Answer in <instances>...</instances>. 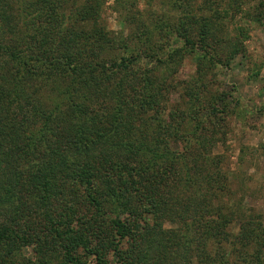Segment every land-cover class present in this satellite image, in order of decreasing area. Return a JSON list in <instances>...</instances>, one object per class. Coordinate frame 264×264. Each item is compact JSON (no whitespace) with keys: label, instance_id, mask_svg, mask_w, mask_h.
Segmentation results:
<instances>
[{"label":"trees","instance_id":"obj_1","mask_svg":"<svg viewBox=\"0 0 264 264\" xmlns=\"http://www.w3.org/2000/svg\"><path fill=\"white\" fill-rule=\"evenodd\" d=\"M172 1L184 12L172 41L129 9L130 46L101 24V0H0V264H209L208 241L229 248L221 200L233 178L212 149L226 145L235 99L213 89L223 61L206 50L222 0H205L211 17ZM252 20L264 25V11ZM187 55L195 74L178 79ZM74 185L84 207H53ZM244 211L238 248L246 259L254 244L264 264L263 217ZM228 262L229 250L218 264Z\"/></svg>","mask_w":264,"mask_h":264},{"label":"rangeland","instance_id":"obj_2","mask_svg":"<svg viewBox=\"0 0 264 264\" xmlns=\"http://www.w3.org/2000/svg\"><path fill=\"white\" fill-rule=\"evenodd\" d=\"M179 1L183 2V6L187 3L185 0ZM190 1L186 12L211 17L212 11L203 8L207 1ZM101 2V24L114 31L118 38L122 35L132 37L125 39V43L130 46L135 45L132 34L137 28L135 24L131 30V26L124 22L123 17L127 10L131 9L133 13L137 11L139 19L147 25L146 27L161 25L164 28L162 37L164 43L172 41L165 33L169 29L168 25L176 24L183 18L184 13L180 8L173 6L172 0H101ZM208 4L215 7L212 0H209ZM263 6L264 0H237L229 12V0H222L216 9L220 14L213 19L216 24L212 31L214 38L208 40L209 46L206 47V50L223 61L216 63L210 72V75H213L210 77L213 89L227 91L235 99L232 102V105L235 104L233 108L235 111L226 119V145L218 143L212 149L213 153H222L225 156L223 164L227 166L228 176L233 178L232 195L228 194V198L225 196L221 200L228 203V210L229 205L232 206V212L229 213L233 220L232 226L228 228L229 248L222 239L208 241L207 251L211 256L209 264H218L220 255L226 254L228 250V264H258L249 256L255 251L254 244L247 249L246 259H243L242 256L245 254L238 248L240 243L235 235L239 231L240 220L245 215L246 207H252L254 213L262 215L264 226V25L252 20L259 10L264 11ZM234 41L241 46L237 51L231 45ZM116 52L120 51L116 49ZM196 62L195 55H187L175 76L178 79L189 80L195 74ZM146 64L147 61H144L141 66L144 67ZM41 85L51 89L47 83ZM45 93L47 96L43 94V97L50 100L48 95L52 96V91L47 90ZM170 97L176 100L177 93L172 92ZM84 190L75 185L68 186L66 193L60 197L59 204L56 200L52 201L53 207L60 205L63 207L60 211L64 213L70 211V202L84 207ZM28 203V206L32 207V203ZM34 213L37 214V211L34 210ZM31 217H27L26 220H32ZM37 221L39 220L35 217L33 222ZM163 227L170 228L172 224L164 221ZM26 255H32L30 248L26 249ZM109 261L111 264H120L116 255L109 256ZM174 264L180 262L175 260Z\"/></svg>","mask_w":264,"mask_h":264}]
</instances>
